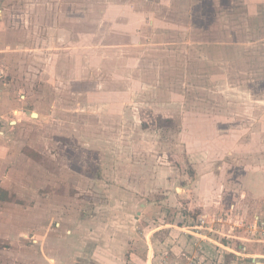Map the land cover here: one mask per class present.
Here are the masks:
<instances>
[{
  "label": "rangeland",
  "instance_id": "obj_1",
  "mask_svg": "<svg viewBox=\"0 0 264 264\" xmlns=\"http://www.w3.org/2000/svg\"><path fill=\"white\" fill-rule=\"evenodd\" d=\"M159 4L167 17L141 35V56L134 55L141 59L132 67L116 61L118 53L106 61L124 73L97 84L96 90H115L112 112L103 99H73L70 92L62 93L57 107L55 99L46 102L50 85L42 79L49 68L42 49L34 50L30 65L26 50H9L15 56L10 62L0 56V83L29 92L44 112L37 108L39 118L29 110L8 113L18 127L7 130L4 121L7 137L18 140L29 132L30 140L51 142L43 158L26 152L48 173L21 166L26 173L10 177L8 194L0 188V234L10 230L4 222L12 221L19 206L51 205L86 189L89 206L112 202L111 194L116 213L99 209L101 219H128L130 249L145 257L151 248L152 264H253L250 255L264 253V0ZM131 74L143 83L129 98ZM96 82L76 86L86 92ZM2 161L3 170L14 166ZM77 170L82 177L75 176ZM241 250L249 258L236 254ZM254 258L264 261L262 255Z\"/></svg>",
  "mask_w": 264,
  "mask_h": 264
},
{
  "label": "crops",
  "instance_id": "obj_2",
  "mask_svg": "<svg viewBox=\"0 0 264 264\" xmlns=\"http://www.w3.org/2000/svg\"><path fill=\"white\" fill-rule=\"evenodd\" d=\"M159 3L154 4L153 0H0V56L6 57L10 62L15 56L9 50H26L30 65L34 50L42 49L45 51L43 60L48 61L49 68L48 77L42 79L43 84L50 85V91L46 92L49 98L44 96L46 102L52 103V99H55L54 107H57L63 98L62 93L70 92L73 99L85 96L88 100L103 99L101 101L106 102V109L111 111L109 101L114 103L115 90L99 91L96 90L97 84L102 85L105 77H108L106 80L113 77L114 81L116 75L122 77L124 73L112 71L107 64L114 62L106 61L118 53L116 61L132 67L136 60L141 59L134 56H141L138 50L143 38L141 35L148 33L149 27L151 30L153 27L155 29L158 19L167 17L163 12L164 6ZM168 9L173 12V7ZM163 22L167 23L166 20ZM19 45L23 49L17 48ZM9 71L13 74V67ZM127 72L132 73V69L129 68ZM127 72L125 74L128 76ZM28 73L30 72H26V77L31 78ZM97 76L104 78L93 79ZM129 78V82H134L133 87L126 92L131 98L133 90L142 89L143 82L133 75ZM86 80L97 82L93 89L84 92L76 84ZM16 83L19 84L18 81ZM26 83L31 84V79H27ZM13 86V82L7 86L5 82L0 83V139H6L5 142H0V179L3 178L0 180V188L5 194H8L10 177L26 173L20 169L21 166L27 169L30 166L33 174L36 171L40 175L48 173L37 161H33L36 159L28 157L26 152L32 151L43 158L49 152L48 145L51 144L46 138L38 140L40 142L28 139L29 132L23 133L24 136H20L18 140L7 137L4 121L9 126L7 130L15 128V125L18 127V120L10 121L8 113L16 115L29 110L33 118H39L41 112L44 114L42 107H37V102L29 96V92L26 95L19 94ZM55 111L56 109L53 110ZM29 127L32 130L35 128L32 124ZM55 140L59 144L64 142L63 139ZM12 147L16 148L13 152L15 158L11 157ZM4 158L14 164L9 171V165L2 169ZM77 172L80 174L75 176H83V172ZM73 173L76 174L75 171ZM79 190H76L75 197H70L69 200L56 198L61 199V202L51 205L47 201H41L34 202V205L19 206L17 209L22 213L17 211L14 213L16 216H12V221L4 222L11 228L0 234V264H152L154 253L151 248L145 257L130 249L133 237L128 230L132 225L128 219L119 220L121 217L116 218L115 215L108 217L107 221L101 219L104 216L98 213L99 209H110L116 213L117 208L111 194L108 193V198L112 202L93 203L90 207V203L85 204L87 198L84 195L88 192H85L86 189L84 192ZM93 192L95 189L91 190ZM130 204L134 207L137 203L132 200ZM120 205L124 206L123 203ZM142 206H146L145 203ZM84 211L91 213L85 215ZM139 211L141 216V210ZM23 213L26 215H21ZM18 215L21 217L15 219ZM18 240L25 241L26 247L19 244L21 242ZM238 252L236 254L240 256H249L242 250ZM256 255L264 257V253L258 252L252 253L248 258L253 264H264V261L254 260ZM237 257L240 259L239 255ZM238 262L243 264L241 260Z\"/></svg>",
  "mask_w": 264,
  "mask_h": 264
}]
</instances>
